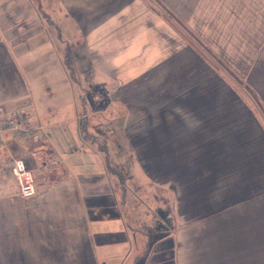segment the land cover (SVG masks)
Returning <instances> with one entry per match:
<instances>
[{
	"label": "crops",
	"instance_id": "obj_1",
	"mask_svg": "<svg viewBox=\"0 0 264 264\" xmlns=\"http://www.w3.org/2000/svg\"><path fill=\"white\" fill-rule=\"evenodd\" d=\"M163 3L181 30L158 0H0V105L35 127L28 145L0 139V264H264V0ZM106 98L129 166L105 138ZM58 105L73 110L68 144L53 135ZM16 158L36 172L32 197ZM137 178L154 190L153 223ZM157 189L171 225L155 217Z\"/></svg>",
	"mask_w": 264,
	"mask_h": 264
},
{
	"label": "rangeland",
	"instance_id": "obj_2",
	"mask_svg": "<svg viewBox=\"0 0 264 264\" xmlns=\"http://www.w3.org/2000/svg\"><path fill=\"white\" fill-rule=\"evenodd\" d=\"M158 3L159 4L156 7L158 8L159 14H162V15L170 18V19H173L171 21H173L174 27L177 28L178 30H181L182 24L178 23V20H180V18L175 14V12L172 13V10H170L169 7H167L168 5H166V3H163V0H158ZM193 35H195V34H193ZM189 39H190L189 42L191 43V45L193 47H195L196 49L200 50L201 51L200 53L205 56V58L207 59V61L209 63L215 64L219 69L225 68L226 65L220 61L218 56H216V54L213 52L212 48L209 45H207L206 43H204V41H202V39H200L199 37H189ZM223 70H226V69H223ZM88 72H90V71H88ZM109 105H111V104H110L109 99H107L105 102L106 110H105V121H104L105 138L111 147L114 158L116 160L121 161L124 165L129 166V165H131L130 164L131 162L129 161V159L126 158V156L122 155V151L120 150V146L125 145V141L123 140L122 135L119 133L121 124H120V121H118V113L115 112V116H114L112 114V108H108ZM58 106L62 108V112H63L60 115V112L58 110V115H60V117L65 116V113L73 111V110H70V108L66 109V106H64V105H58ZM40 108L42 109V107H40ZM40 108H38L39 113H40ZM115 111H117V109ZM40 115H41V113H40ZM64 120H65V122L63 123L62 126L56 127L54 129L56 131L53 132V135L56 136L57 132H65L64 134H62V133L58 134L57 140L59 142L62 141L64 144H68V142H70V140H71V127H70L71 123H67L65 118H64ZM116 152H118V154H115ZM127 153H128V150H127ZM124 154H125V151H124ZM34 173L36 176V172H34ZM127 185L130 188L134 187L135 191L138 192L142 196V197H140L141 200L143 202H146L149 205V210L151 212L150 220L153 223L154 222V216H153L152 211L154 209V206L156 205L155 201H154L155 197L153 195L154 190L152 192V197H151L150 190L147 187H145V183L140 178H137L135 183L132 181H127ZM117 188H118V186H117ZM118 189H120V188H118ZM156 191H157L156 195H158L160 197L157 199L162 200L161 201V207H163V208H161V210H159V211H157L155 209L156 210L155 211V213H156L155 217L157 219L163 218L166 222L170 221L169 225H171V222H172L174 216L170 213V210H169L170 206L169 205L167 206L164 202L165 192L163 190H160V189H157ZM142 211H143L142 209L135 211L136 216L141 215ZM165 213H167V214H165ZM162 236H161V234H157V235L154 234L153 240H158V239L160 240V238ZM159 248H160L161 252L157 255V257H165L164 254H162V250H163L162 247L160 246Z\"/></svg>",
	"mask_w": 264,
	"mask_h": 264
},
{
	"label": "built area",
	"instance_id": "obj_3",
	"mask_svg": "<svg viewBox=\"0 0 264 264\" xmlns=\"http://www.w3.org/2000/svg\"><path fill=\"white\" fill-rule=\"evenodd\" d=\"M35 127L30 124L27 114L21 108L7 113L0 105V139L4 134H11L24 145L32 143ZM11 173L17 181L20 194L32 197L36 194V177L23 158L14 160Z\"/></svg>",
	"mask_w": 264,
	"mask_h": 264
},
{
	"label": "trees",
	"instance_id": "obj_4",
	"mask_svg": "<svg viewBox=\"0 0 264 264\" xmlns=\"http://www.w3.org/2000/svg\"><path fill=\"white\" fill-rule=\"evenodd\" d=\"M69 68L71 69L70 70L71 76H74V71H73V68L71 67V65H69ZM225 68H226V66H225ZM247 89L250 92H252V89L249 86H247ZM82 133H83V138L85 139V141H92L93 143L98 144V146H99L98 149L101 152H103V154L105 156V158H104L105 159V164L107 165V169H108L109 174L111 175V177L117 178L119 180V182L122 184V186H124L126 176L124 175V173L120 169H118V168L114 167L113 165H111L108 146L106 144L105 145H101L99 143L101 141L97 137L92 136L88 132L86 127L83 129ZM146 237L149 239V242H153L154 243V241H155V240H153L154 232H152V231L147 232Z\"/></svg>",
	"mask_w": 264,
	"mask_h": 264
}]
</instances>
